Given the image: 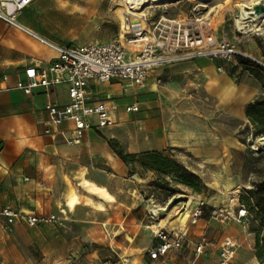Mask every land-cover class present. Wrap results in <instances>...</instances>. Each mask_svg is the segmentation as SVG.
Instances as JSON below:
<instances>
[{
	"label": "rangeland",
	"instance_id": "obj_1",
	"mask_svg": "<svg viewBox=\"0 0 264 264\" xmlns=\"http://www.w3.org/2000/svg\"><path fill=\"white\" fill-rule=\"evenodd\" d=\"M63 1L68 6L65 10L61 7ZM110 1L37 0L23 12L22 18L30 20V26L44 37L40 40L46 44L106 42L119 29ZM193 8L192 4L182 2L166 11L155 9L150 15L185 20L205 13L204 9L195 13ZM233 12L225 14L218 23L212 22L210 27L235 43L244 58L264 67V33H236L232 25L237 10ZM224 63L223 72L233 75L236 81L243 69L236 59ZM161 80L163 86L172 79L164 74ZM181 86L183 92L174 96L156 95L144 101L140 98L145 103L141 111L122 117L125 122L117 118V126L103 138L125 155L150 152L173 159L192 175L189 179L197 183L196 190L173 180L170 174L161 175L149 166H142L138 159L129 160L130 164L125 165L116 158L120 166L113 168L116 173L107 180L110 191L116 195V204L106 213L78 208L57 227L30 229L16 225L10 230L0 227V264H91L110 254L111 249L120 254L129 248L135 255H142L153 238L150 230L144 231L140 226L148 224L149 209L160 206L158 218H162L169 211L181 210L189 196L193 197L192 207L203 202L206 208L197 224L189 226L190 239L196 240L205 234L217 245L205 257L195 260V264H218V245L225 238L237 245L234 264H264L255 256V238L251 233L255 223L220 222L211 219L208 213L210 209H235L229 202L234 188L240 187L241 192L251 190L264 181V144H261L264 141H260L264 136L254 137L258 127L246 116L238 115L240 106L236 104L234 88L222 99L210 95L200 83L189 89H186L187 82ZM129 101L127 97L116 98L115 105L119 110L120 102L124 105ZM98 165L100 172H96L107 179L110 172L106 171V175L102 172L103 164ZM119 224H123L124 231L115 235L120 232ZM126 236L133 239L132 245H128ZM111 241H114L113 248L109 246ZM183 257L194 261L190 248H185ZM178 260L181 256H177Z\"/></svg>",
	"mask_w": 264,
	"mask_h": 264
},
{
	"label": "crops",
	"instance_id": "obj_2",
	"mask_svg": "<svg viewBox=\"0 0 264 264\" xmlns=\"http://www.w3.org/2000/svg\"><path fill=\"white\" fill-rule=\"evenodd\" d=\"M64 2L66 1L61 3ZM75 7L77 6H73V9H76ZM22 15L23 13L19 17L21 25L35 31L29 24L30 20L23 19ZM24 32L0 21V210L10 208L24 213L61 216L58 204L66 188L64 177H68L75 183V176L85 168L89 179L105 186L110 191V184L107 180L110 176L114 177L113 174L116 172L113 168L120 165L116 159L118 157L103 136L111 133L117 123L110 129H91L80 146L66 145L65 138L71 127L70 124L58 127L61 134L56 137L45 135L44 130L47 127L45 104L48 100L59 106L67 104L69 102L67 89L64 85H59L52 87L48 93L40 89L31 95H25L15 89L17 81L25 82L26 80L25 68L31 65H46L57 56L52 47L40 40L44 37L38 32L35 31L38 36ZM255 55L260 57L259 53ZM224 65L222 61L209 62L203 58L179 61L155 69L147 79L144 88L140 90L128 91L122 89L119 82L112 81L105 84L89 83L88 94L93 102H102L112 109L116 121L119 118L121 122H125L126 120L123 121L122 117L141 111L145 105L142 99L144 101L156 95L164 98L166 94L174 96L183 92L181 85L184 83L187 82L186 89L194 88L196 83H200L210 95L222 99L228 96L230 90L234 88L236 104L240 106L238 115L245 117V105L253 99L264 96V74L256 79L243 70L236 82L233 75L217 70L218 67L223 68ZM166 70L168 71L165 72ZM164 74H168L172 80L161 86V83L157 84L156 81H162L161 76ZM216 84L217 88L214 86ZM124 97L130 101L124 105L120 102L121 109L118 110L115 99L122 100ZM134 102L139 104V111L126 113L125 107ZM99 163L103 164L104 171L102 172L106 175L108 173L106 171L110 172L107 179L100 176ZM165 216L166 213L160 218L161 224L163 223L168 228H174V225L178 224L172 223V219L168 220L167 217L163 220ZM140 226L142 230H148L147 225L140 224ZM0 227H2L1 222ZM121 232L123 231L120 230L119 234ZM188 237L190 239L189 231ZM127 243L132 245L128 241ZM113 244L114 241H111L108 245L113 248ZM153 244L155 241L152 238L149 246ZM185 248H190L192 251L191 245L186 244L181 251L170 255L169 264L192 263L193 261H186L183 257ZM111 255L127 258V264L149 263L145 251L142 255H135L128 248V251L117 254L114 249H111V253L107 256ZM177 256H181V260L176 261Z\"/></svg>",
	"mask_w": 264,
	"mask_h": 264
},
{
	"label": "built area",
	"instance_id": "obj_3",
	"mask_svg": "<svg viewBox=\"0 0 264 264\" xmlns=\"http://www.w3.org/2000/svg\"><path fill=\"white\" fill-rule=\"evenodd\" d=\"M36 1L0 0V21L19 31L26 30L21 25L19 17ZM168 19L176 22L166 23L160 16L154 18L150 13L136 22L132 14H124L122 26L112 40L81 45L72 43L61 45L50 41L57 56L46 65H31L25 68V82L19 80L15 84V89L25 95H31L40 89L48 93L52 87L59 85L66 87L69 99L67 104L59 106L49 100L45 104L47 127L44 134L56 137L61 134L58 127L70 124L65 142L67 146L74 147L82 144V140L91 129H110L116 125L114 111L102 102L91 100L88 94L89 83L105 84L116 81L121 84L122 89L140 90L144 88L155 69L167 64L200 58L209 62H230L237 56L244 57L238 52L235 43L220 36L216 29L205 24V21L201 20L202 16L181 22H177V18ZM235 30L242 35L240 31ZM217 70L223 72L222 67H218ZM156 83L160 84L161 81L157 80ZM138 111L137 102L125 107L126 113ZM240 195L241 188H234L229 195V202L235 209L231 208L230 211L210 209L208 213L211 219L220 222L248 223L246 211L239 202ZM204 209L206 208L203 202H198L193 207L191 203L185 223H179V226L174 228L161 225L158 218L162 210L160 206L149 209L146 228L150 230L155 244L145 250L148 264H169L170 255L181 251L186 244L191 245L194 256V261L189 264H194L200 256L216 248V243L205 234L199 235L195 241L188 237L189 226L197 224ZM63 215L24 213L3 208L0 210V222L2 227L8 230L17 224L30 229L57 227L65 222ZM154 225L157 226V230L152 229ZM229 239L225 238L218 245V264H234L237 245L231 239L230 243ZM127 263V258L111 255L97 259L91 264Z\"/></svg>",
	"mask_w": 264,
	"mask_h": 264
},
{
	"label": "bare ground",
	"instance_id": "obj_4",
	"mask_svg": "<svg viewBox=\"0 0 264 264\" xmlns=\"http://www.w3.org/2000/svg\"><path fill=\"white\" fill-rule=\"evenodd\" d=\"M182 2L192 4L194 7L193 12L195 13H198L200 9H204L205 13L201 15V20L205 21L204 23L209 26L212 22H220L225 14L231 13L236 9L237 13L233 17L232 25L235 29L240 31L242 35L255 32L258 34L264 33V14L257 15L253 13L257 5L264 6V0H111L110 3L113 5V12H110L118 20V27L120 28V26H122L121 22L124 14H132L135 21L138 22V19L154 11L152 10L153 8H163V10L165 9L166 11V8H175ZM212 2L214 3L211 4ZM61 7L64 10L67 9V3H62ZM165 11L162 13L164 14ZM160 17L166 23L174 24V22H176V20L171 21L164 15ZM181 21L184 20L177 18V22ZM25 29L26 30H21L38 36L32 29L28 27ZM48 45L52 47V45ZM260 141H264V138ZM74 179L76 181L75 183L68 177H64L66 188L62 199H59L58 208L60 214L67 216L68 214L74 213L80 207H87L97 213H106L110 207L117 203L115 195L105 186H101L88 178L87 169L84 168L79 171ZM186 199L183 208H180L181 210L169 211L166 213L168 220L172 219L171 222L178 224L185 223L188 216L187 210L193 201V197L189 196L186 197ZM67 218L66 220H68ZM105 225L107 224H104V226ZM161 225H163V223ZM117 226H119V230L124 231L123 224ZM152 229L157 230V226L154 225ZM119 233L120 232H117L115 235ZM126 240L133 243V239L129 236H126ZM255 264L257 263L255 262Z\"/></svg>",
	"mask_w": 264,
	"mask_h": 264
},
{
	"label": "trees",
	"instance_id": "obj_5",
	"mask_svg": "<svg viewBox=\"0 0 264 264\" xmlns=\"http://www.w3.org/2000/svg\"><path fill=\"white\" fill-rule=\"evenodd\" d=\"M236 61L244 71L256 79H259L264 74V67L254 61L241 56H237ZM245 116L253 126L258 127L253 136H264V99H256L248 103L245 106ZM108 144L125 165L130 164L129 160L138 159L142 166H149L161 175L170 174L173 176V180L178 183L194 190L197 189V183L189 179L192 175L180 167L173 159L159 153L150 152L140 156L125 155L117 151L112 143ZM239 202L246 211L248 223L256 224L252 225L253 229L251 231L255 238V256L260 261H264V235L261 234L264 231V181L255 184L251 190H243Z\"/></svg>",
	"mask_w": 264,
	"mask_h": 264
},
{
	"label": "water",
	"instance_id": "obj_6",
	"mask_svg": "<svg viewBox=\"0 0 264 264\" xmlns=\"http://www.w3.org/2000/svg\"><path fill=\"white\" fill-rule=\"evenodd\" d=\"M253 13H254V14H257V15H259V14H264V6H262V5H257V6L254 8Z\"/></svg>",
	"mask_w": 264,
	"mask_h": 264
}]
</instances>
